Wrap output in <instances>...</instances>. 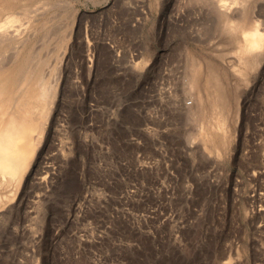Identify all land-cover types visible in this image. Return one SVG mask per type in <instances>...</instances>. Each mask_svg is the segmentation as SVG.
<instances>
[{
  "label": "rangeland",
  "instance_id": "rangeland-1",
  "mask_svg": "<svg viewBox=\"0 0 264 264\" xmlns=\"http://www.w3.org/2000/svg\"><path fill=\"white\" fill-rule=\"evenodd\" d=\"M213 1L0 0V97L55 92L30 168L0 175V264H264V42L237 53L264 0Z\"/></svg>",
  "mask_w": 264,
  "mask_h": 264
},
{
  "label": "bare ground",
  "instance_id": "bare-ground-1",
  "mask_svg": "<svg viewBox=\"0 0 264 264\" xmlns=\"http://www.w3.org/2000/svg\"><path fill=\"white\" fill-rule=\"evenodd\" d=\"M213 2H214V5L216 4L215 8L216 9L218 8L223 13L227 12V5L230 6V3L232 4V2H229V4H227V3H225L226 1L223 2L221 0L220 1L215 0ZM236 2H237V0H236ZM239 2H240V0H239ZM6 4H7V2H6ZM228 8L230 10V7H228ZM226 15L230 16L227 13H226ZM15 20H16V17L14 16V14H11V15L7 16L6 19L0 24L1 27L3 28V30L0 31V44H3L4 42L5 43H11L12 42L13 46H11V47L12 48L14 47L13 51L18 50V47L15 45V43H17V41H18L17 39L19 37V35H18L19 33H17V31L11 30L9 28V26ZM229 20H231V19H229ZM233 20H235V19H233ZM257 22H255V25H253V27L251 29L249 28V29H245L243 31L242 42L240 43V46H239V52H237L238 54L242 53V54H244V56L249 55L248 54V53H250L249 51L252 52V50H256L255 48H257L263 44V42H264V31L259 27ZM225 23L228 24L229 22L228 23L225 22ZM231 23H232V21H231ZM234 23L237 24L236 22H234ZM235 24H232V25H235ZM232 25H229V26H232ZM258 51H260V50H258ZM257 53H259V52H257ZM259 55H260V53H259ZM259 55L257 54V57H255V58H258ZM253 58L254 57L252 56V59ZM25 59H23L24 61L22 60L18 63V65L16 67V72L12 73L11 78H12V84H14L13 86H15L14 78L20 79V78H18V73H20L22 75L21 79L26 77L29 80H32V82H33V80H36V75H35L36 69L34 66L35 62L33 64V61L31 59H28V56L25 57ZM4 63H5V60L0 61V69H1V67H4V65H5ZM249 63H250V61L247 62V64H249ZM37 64H39V63H37ZM251 64H252V62H251ZM251 64H250V67L252 66ZM244 68H246V67H244ZM43 76H44V74H43ZM38 81H39V79H38ZM17 85L19 87L18 90L21 93L22 103L19 102V100H17V99L11 100L13 97L11 94H13V92L8 93V96L6 98L0 97V175L6 176V178L7 179L10 178V180H21L23 178L25 172L30 168V166L32 164V161L35 157V154L37 153V149H38L39 145L41 144V140L43 137V131L37 130L39 125H37L36 122L34 123L29 119L30 116L32 115V113L34 112V110H35L34 108L36 106V104H33L31 101H34V100L39 99V98L47 99V98H49L55 94V92H52L53 90L48 91L44 87L42 88V90L38 89L37 87L40 86V83L37 81L33 82V86H32L33 89H30V90L27 89L28 85L26 82H24V85H23V82L19 80ZM22 85L25 86L26 88L21 89L23 87ZM29 87H31V86H29ZM214 97H216V96H214ZM21 104H23L22 107H20ZM215 105H216V109H214V111L215 110L216 111L213 115L214 116L213 117L214 122L213 121H212L213 123L211 122L212 123L211 128H210L211 133L213 131H216V130L219 132L221 128L224 129V125H225L224 124L225 123L224 122V116L225 115L222 114L223 113L222 107H221V105L219 106L218 103H215ZM17 108H19V109H17ZM212 114H213V111H212ZM212 134H214V133H212ZM13 182H15V181H13ZM10 185H11V183H10ZM7 187H9V186H7ZM9 191L11 193V190H9ZM9 191H6V192H9Z\"/></svg>",
  "mask_w": 264,
  "mask_h": 264
}]
</instances>
